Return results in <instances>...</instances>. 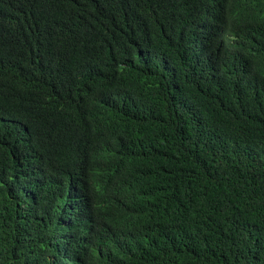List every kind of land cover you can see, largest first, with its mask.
<instances>
[{"label":"trees","instance_id":"16d2710c","mask_svg":"<svg viewBox=\"0 0 264 264\" xmlns=\"http://www.w3.org/2000/svg\"><path fill=\"white\" fill-rule=\"evenodd\" d=\"M0 264H264V0H0Z\"/></svg>","mask_w":264,"mask_h":264}]
</instances>
